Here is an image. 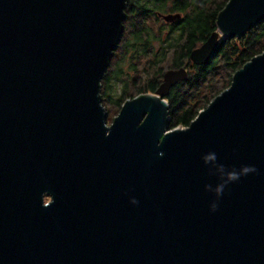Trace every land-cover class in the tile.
<instances>
[{"label": "water", "instance_id": "obj_1", "mask_svg": "<svg viewBox=\"0 0 264 264\" xmlns=\"http://www.w3.org/2000/svg\"><path fill=\"white\" fill-rule=\"evenodd\" d=\"M128 1L0 0V264H264V52L189 127L166 99L186 66L109 125ZM263 22L230 0L191 61Z\"/></svg>", "mask_w": 264, "mask_h": 264}, {"label": "trees", "instance_id": "obj_2", "mask_svg": "<svg viewBox=\"0 0 264 264\" xmlns=\"http://www.w3.org/2000/svg\"><path fill=\"white\" fill-rule=\"evenodd\" d=\"M230 0H129L124 21V33L113 53L110 67L102 80L101 94L104 100L122 104L129 80L123 77L139 71V64L146 70L155 67L151 82L140 87V92L156 93L165 71L162 64L174 55L176 68L186 66L189 77L173 87L166 99L170 103V126L189 127L200 113L195 101L181 98L185 86L201 89L202 84L215 71L218 61L236 72L255 56L264 52V23L248 31L240 38L222 42L214 57L205 65H195L190 59L193 50L201 46L218 30L219 14ZM180 14V17L160 24L163 15ZM158 23L155 28L152 23ZM188 60V63L185 62ZM132 77V76H131ZM134 81L137 78L134 77ZM123 84V92L118 93L116 86ZM232 84V78L229 80ZM199 103V101H197Z\"/></svg>", "mask_w": 264, "mask_h": 264}, {"label": "rangeland", "instance_id": "obj_3", "mask_svg": "<svg viewBox=\"0 0 264 264\" xmlns=\"http://www.w3.org/2000/svg\"><path fill=\"white\" fill-rule=\"evenodd\" d=\"M223 1V0H222ZM160 24H166V20L164 18H161ZM264 23V22H263ZM155 28H158L159 24L154 22L152 23ZM244 36V35H243ZM233 39V38H232ZM231 40V39H227ZM224 40L223 42H225ZM186 63H188V60H185ZM193 63V62H192ZM194 64V63H193ZM139 71L132 72V74L126 77H123V80H129L128 87L125 88L127 90L125 92V96L122 98V101L124 100V103L129 98H136L143 94L144 92H140V87L147 85V83L151 82L155 75V70L157 68L150 67V70H146L143 64H139ZM162 68L165 72H167L170 69L176 68L174 66V55H171L168 60L162 64ZM236 74L235 70H232L229 68L224 60L218 61V65L215 69V71L207 78V80L202 84L201 89H191L189 85L185 86L182 90L183 93H181V98L185 99V97H188L190 101L197 104V107L199 108L200 112L205 110L215 99L217 96H219L223 91L228 89L230 86L229 80ZM132 76V77H131ZM134 77L137 78V81H134ZM163 82V79H162ZM161 82V83H162ZM118 93L123 92V84L119 83V85L116 86ZM151 93V92H149ZM199 101V103H197ZM122 104H114L110 100H104L103 104L105 105L106 109L108 110V124H112L114 119L119 115V113L122 110V107L124 105ZM173 121V117L170 115V123H169V130L177 129V128H186L182 125H179L177 127H171L170 124ZM48 198L46 199V201Z\"/></svg>", "mask_w": 264, "mask_h": 264}, {"label": "clouds", "instance_id": "obj_4", "mask_svg": "<svg viewBox=\"0 0 264 264\" xmlns=\"http://www.w3.org/2000/svg\"><path fill=\"white\" fill-rule=\"evenodd\" d=\"M249 171H255V169H254L253 167H251V166H249V167H245V168L243 169V172H244V173H247V172H249ZM231 178H232L233 180L238 179V178H239V175H238V174H233ZM133 203H136V201L133 200ZM211 207H212V210L215 211L217 206H216L215 204H213Z\"/></svg>", "mask_w": 264, "mask_h": 264}, {"label": "flooded vegetation", "instance_id": "obj_5", "mask_svg": "<svg viewBox=\"0 0 264 264\" xmlns=\"http://www.w3.org/2000/svg\"><path fill=\"white\" fill-rule=\"evenodd\" d=\"M109 125H110V124H109ZM47 198H48V200H47L46 202H48V201L50 200V198H49V197H47ZM47 198H46V199H47Z\"/></svg>", "mask_w": 264, "mask_h": 264}]
</instances>
